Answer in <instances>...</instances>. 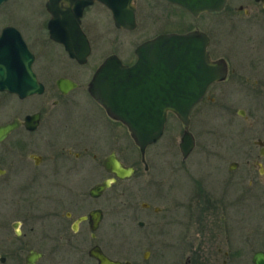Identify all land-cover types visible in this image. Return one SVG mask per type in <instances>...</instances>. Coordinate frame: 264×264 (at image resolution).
I'll use <instances>...</instances> for the list:
<instances>
[{"label": "flooded vegetation", "instance_id": "flooded-vegetation-1", "mask_svg": "<svg viewBox=\"0 0 264 264\" xmlns=\"http://www.w3.org/2000/svg\"><path fill=\"white\" fill-rule=\"evenodd\" d=\"M229 1L216 13L224 12ZM93 5L81 17L92 48L85 63L51 39L48 11L47 23L41 17L35 32L20 22L7 25L21 32L34 54L32 68L44 91L21 98L0 90V126L17 124L0 141V264H254V256L264 253V0H234L228 7V51L209 28L186 31L209 36L211 62L225 61L226 76L208 85L191 110L189 126L181 122L183 134L187 130L194 138L188 155L180 143L178 151H170L174 139L164 151L148 153L163 134L144 155L136 145L139 156L133 166L124 159L129 129L107 113L89 87L109 56L131 67L139 59L140 44L162 33L136 44L130 55H121L124 43L116 45L119 51L86 69L94 42L104 36L97 31L100 21L90 27L85 17ZM103 6L105 13L96 17L106 20L116 37L136 30L118 27ZM147 7L154 10L150 3ZM46 45L66 52L67 61L58 62L59 75L39 62L36 48ZM65 79L68 84L62 85ZM45 95L54 98L49 102ZM76 113L78 118H70ZM110 158L134 168L139 199L127 205L135 213L131 221H137L133 231L125 230L128 216L108 214L110 201L118 212L128 203L122 187L127 179L106 167ZM163 170L165 181L157 193L153 187ZM106 181L110 187L94 196L92 190Z\"/></svg>", "mask_w": 264, "mask_h": 264}, {"label": "water", "instance_id": "water-1", "mask_svg": "<svg viewBox=\"0 0 264 264\" xmlns=\"http://www.w3.org/2000/svg\"><path fill=\"white\" fill-rule=\"evenodd\" d=\"M8 0H0L3 5ZM198 17L206 12L222 11L228 0H166ZM96 2L107 6L118 27H137L134 0H47L51 18L48 24L51 39L64 44L65 50L81 63L92 52L90 42L81 28L84 10ZM210 38L202 31L164 33L140 44L139 59L131 67L124 66L112 55L100 65L90 83L89 91L114 119L122 121L143 155L147 147L160 139L173 112L186 125L194 105L204 97L208 85L222 80L227 73L225 61L211 62L207 51ZM35 56L21 32L7 26L0 35V90L17 93L21 98L41 94L32 65ZM62 85L68 81L62 80ZM71 84V83H69ZM75 86V85H74ZM73 87V86H71ZM17 124L0 126V141ZM192 133L185 131L180 149L188 155L194 148ZM106 167L118 177H132L134 168L119 165L110 158ZM110 181L92 190L94 196L110 187ZM254 264H264V253L254 256ZM106 264H119L107 261Z\"/></svg>", "mask_w": 264, "mask_h": 264}, {"label": "rangeland", "instance_id": "rangeland-1", "mask_svg": "<svg viewBox=\"0 0 264 264\" xmlns=\"http://www.w3.org/2000/svg\"><path fill=\"white\" fill-rule=\"evenodd\" d=\"M233 1L234 0L229 1V8L230 5H232ZM45 3L46 0H8L3 5H0V30L7 25L20 22V24L24 26L26 31L35 32L39 27L41 17L42 20L47 23V18L49 15L47 13ZM148 3H150L154 10H151L148 7L145 8L146 4ZM137 4L140 7L138 11V28L132 32H121L122 38L119 36L116 37V34L111 32L112 30L110 26L109 28L105 26L104 21L106 20H100V18L96 17V15H99L100 12H103V14L105 13V8L103 5L96 4L89 8L87 16H85L88 25H90V27H93V20H99L100 26L98 27L97 31L103 33L104 36L101 39L100 43L94 42V52L90 58L89 65L85 67L86 69H90L93 67L94 64H97L102 56L107 55L113 51H119V49H116V45H121L122 43H124V45L120 48L121 55H130L134 53L136 44H139L141 41L147 39L148 37L154 36L155 34L163 32L166 33V31H175L176 33L186 32L195 27H200L202 30H207V28H209L216 34V40H224L225 43L223 44L227 46L226 51H228L230 47L229 35L231 21L229 20L230 10L228 7L222 13H204L201 14L198 18H195L189 12H186L185 10L177 6L170 5L166 2L159 0H138ZM118 38L121 39L118 40ZM36 49L39 53V62L40 64L41 61L43 62V66L45 69H47L48 65H50V68L53 71H57L58 75L62 73L60 72L62 70L60 63L58 62L67 61V56L66 52L64 51V48H60L58 46L53 45H46L43 47H37ZM52 65H54V67H51ZM47 70H49V68ZM43 71L45 72L46 70ZM53 98L54 97L48 95H45L43 97L44 100L47 99L49 102ZM87 105L88 104H85V109ZM74 117L78 118L79 116H77V113L76 116H74V114L70 116V118ZM181 124V121L176 117V115L171 114L166 124L164 133L165 136L158 144L148 148V153L154 151H164L165 144H167L168 141L171 139H174L176 143L175 145H173L170 151H178V144L181 142V137L183 135V126ZM125 133L126 136L124 141V147L126 152V158L124 159L127 165L133 166V163L137 160V157L139 156V151L132 138H130L131 136H129L126 131ZM162 168L164 167L162 166ZM158 172H161V175L158 176L157 180L159 181H157L155 187H153L155 188L157 193L160 192L161 186H163L166 175L164 170ZM134 178L135 177L132 176V178L130 177L129 179L125 180L122 184V187L124 189L123 200L128 202L126 203V206L123 209L124 212H118L115 210V208L117 207L116 202L110 201L108 203V214L110 216H116L118 214L121 215V217L128 216V220L130 221V223H125V230L127 231L135 230L137 222L131 221L132 219L130 218V215H134L135 213L132 209H128L127 206L133 204L130 201L139 199L136 196V189H134L136 183V179ZM159 182H162V184ZM109 199L112 200L111 193L109 194Z\"/></svg>", "mask_w": 264, "mask_h": 264}]
</instances>
